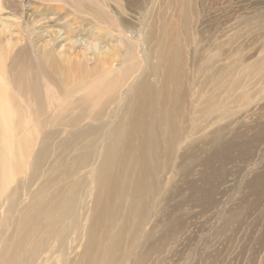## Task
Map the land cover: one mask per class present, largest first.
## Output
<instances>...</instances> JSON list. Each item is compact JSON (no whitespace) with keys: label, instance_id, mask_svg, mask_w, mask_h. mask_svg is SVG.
I'll list each match as a JSON object with an SVG mask.
<instances>
[{"label":"bare ground","instance_id":"1","mask_svg":"<svg viewBox=\"0 0 264 264\" xmlns=\"http://www.w3.org/2000/svg\"><path fill=\"white\" fill-rule=\"evenodd\" d=\"M158 1L156 20L150 27L140 20L133 44L117 26L115 0H0V264H158L164 247L154 229L177 222L162 218V176L181 132L186 139L222 117L234 95L246 106L264 83L262 10L245 26L257 37L252 57L244 45L225 50L235 36L217 53L199 50L198 74L215 90H199L186 112L182 49L175 41L162 48L168 28L175 32L180 16H192L194 0ZM64 11L62 23L50 24ZM81 15L95 21L75 39ZM254 126L263 144L264 112ZM215 135L208 162L229 158L234 143ZM254 183L263 187L257 176ZM254 196L264 201L261 190Z\"/></svg>","mask_w":264,"mask_h":264},{"label":"rangeland","instance_id":"2","mask_svg":"<svg viewBox=\"0 0 264 264\" xmlns=\"http://www.w3.org/2000/svg\"><path fill=\"white\" fill-rule=\"evenodd\" d=\"M120 1L116 3L121 7H115V2H112V10L122 9L119 11L121 16L116 17L117 26L123 25V30L127 31L126 39L136 44L140 25L146 22L145 25L150 27V22L156 20L159 1ZM54 5L59 8L61 6L62 10L67 6L60 2ZM192 7V16H180L175 32L168 28L166 34L171 32V36L166 40L162 36L165 29L161 32L164 38L163 50L167 49L165 43L170 41L180 44L182 49V87L187 90L186 112L190 110V103L197 98L199 90L203 89L206 95L213 94L215 90L214 83H209L206 87V81L198 74L200 51L205 54L217 53V44H230V39L235 36L232 46H225V50L232 54L236 47L244 45L248 57H252L258 46L257 37L256 34H247L245 26L253 17H257L259 11L264 10V0H194ZM66 13L67 11L61 12L58 18L50 17V24L62 23L65 18L63 14ZM85 16L87 15L78 17L81 24L73 34L75 39L82 38L89 25L95 21ZM100 27V34H103L102 31L106 29L102 25ZM108 43L111 45V42ZM244 57L247 58V55ZM91 66L94 65L91 63ZM229 83L230 80H225L222 86ZM255 87L250 92L246 106L241 107L234 95L232 101H227V110L222 117H215L206 127L186 139V134L181 132V136H185L181 137L183 140L176 150L173 164L166 163L167 168L163 174L168 175L162 176L163 185L168 191V203L163 206L167 215L163 214L162 218L172 215L177 222L168 227L163 221L154 229V240L158 239L159 244L164 247L163 252L154 257L158 264H264V239L261 244L257 241L264 234V201L260 203L254 196L258 190L264 196V143H256L262 131L254 126L256 117L264 112V83ZM188 116L191 118V113ZM181 130H188L187 119L182 120ZM218 130L224 141L234 139L232 147L229 148L230 156L227 158L221 153L219 157L208 162V156L213 151V146L208 141L216 137ZM205 137L209 138L205 141ZM244 142L249 144L243 158L240 153ZM187 166L189 173L185 175L183 171ZM171 167L174 171L172 175L169 172ZM256 176L263 183L260 189L255 183L253 189L250 186ZM227 219H230L229 223ZM171 229L178 230L170 240Z\"/></svg>","mask_w":264,"mask_h":264}]
</instances>
